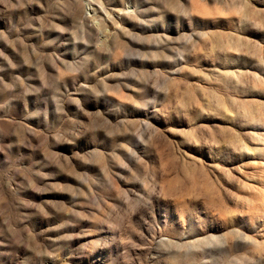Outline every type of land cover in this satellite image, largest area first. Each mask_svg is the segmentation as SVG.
Listing matches in <instances>:
<instances>
[{"label": "rangeland", "instance_id": "1", "mask_svg": "<svg viewBox=\"0 0 264 264\" xmlns=\"http://www.w3.org/2000/svg\"><path fill=\"white\" fill-rule=\"evenodd\" d=\"M0 264H264V0H0Z\"/></svg>", "mask_w": 264, "mask_h": 264}]
</instances>
